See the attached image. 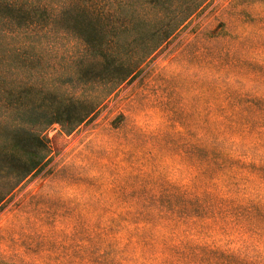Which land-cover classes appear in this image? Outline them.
<instances>
[{
    "label": "rangeland",
    "instance_id": "1",
    "mask_svg": "<svg viewBox=\"0 0 264 264\" xmlns=\"http://www.w3.org/2000/svg\"><path fill=\"white\" fill-rule=\"evenodd\" d=\"M20 1L31 19L0 11V151L28 131L48 153L0 170V264H264V0ZM146 103L163 131L131 124Z\"/></svg>",
    "mask_w": 264,
    "mask_h": 264
},
{
    "label": "trees",
    "instance_id": "2",
    "mask_svg": "<svg viewBox=\"0 0 264 264\" xmlns=\"http://www.w3.org/2000/svg\"><path fill=\"white\" fill-rule=\"evenodd\" d=\"M29 2V1H28ZM32 3V1H31ZM0 11H4L6 14L10 11H17L21 17L20 21H27L31 19L27 13H31L30 9H25L23 3L20 0H0ZM4 99L9 100L13 95L11 90L4 92ZM7 112L10 111L8 105L5 108ZM57 119H49L48 121L44 120L41 123L48 125L54 122ZM59 122V121H57ZM40 124V123H39ZM14 129L12 125L9 127ZM25 136L17 137L15 142H11L13 136L6 139V149L0 151V163H2V169L5 175L3 178H7L8 182L12 184L13 180H22L24 177L34 172L36 169L40 168L47 158L48 147L46 140L40 135L33 132L25 131ZM0 202L4 199L5 196H0Z\"/></svg>",
    "mask_w": 264,
    "mask_h": 264
},
{
    "label": "clouds",
    "instance_id": "3",
    "mask_svg": "<svg viewBox=\"0 0 264 264\" xmlns=\"http://www.w3.org/2000/svg\"><path fill=\"white\" fill-rule=\"evenodd\" d=\"M129 118L133 126L154 134L163 131L168 124L166 114L158 108L148 106L147 103L142 107H134L129 113ZM161 163L170 169L169 179L175 183L189 185L192 177L196 175L195 170L185 169L184 165L179 164L175 159L164 157ZM60 194L65 198H72L77 195V190L75 187L64 186ZM257 247L264 251V246L257 245Z\"/></svg>",
    "mask_w": 264,
    "mask_h": 264
}]
</instances>
